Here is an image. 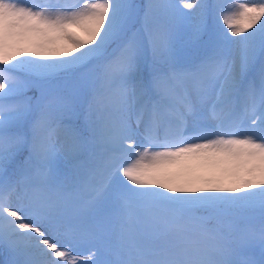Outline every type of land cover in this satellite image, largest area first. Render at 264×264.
<instances>
[{
    "label": "snow or ice",
    "instance_id": "obj_1",
    "mask_svg": "<svg viewBox=\"0 0 264 264\" xmlns=\"http://www.w3.org/2000/svg\"><path fill=\"white\" fill-rule=\"evenodd\" d=\"M3 264H264V0H0Z\"/></svg>",
    "mask_w": 264,
    "mask_h": 264
},
{
    "label": "rangeland",
    "instance_id": "obj_2",
    "mask_svg": "<svg viewBox=\"0 0 264 264\" xmlns=\"http://www.w3.org/2000/svg\"><path fill=\"white\" fill-rule=\"evenodd\" d=\"M23 2L24 3H30L31 0H23ZM247 2L253 3V2H255V0H247ZM3 255H6V254L2 250H0V259H1V256H3Z\"/></svg>",
    "mask_w": 264,
    "mask_h": 264
},
{
    "label": "bare ground",
    "instance_id": "obj_3",
    "mask_svg": "<svg viewBox=\"0 0 264 264\" xmlns=\"http://www.w3.org/2000/svg\"><path fill=\"white\" fill-rule=\"evenodd\" d=\"M5 258V255L1 256V259H0V264H3V260Z\"/></svg>",
    "mask_w": 264,
    "mask_h": 264
}]
</instances>
